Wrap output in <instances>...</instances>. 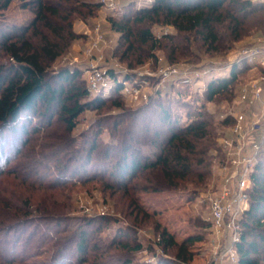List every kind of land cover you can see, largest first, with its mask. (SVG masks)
I'll use <instances>...</instances> for the list:
<instances>
[{
    "label": "trees",
    "instance_id": "trees-1",
    "mask_svg": "<svg viewBox=\"0 0 264 264\" xmlns=\"http://www.w3.org/2000/svg\"><path fill=\"white\" fill-rule=\"evenodd\" d=\"M10 1L0 0V9H5ZM25 5L34 12L28 24L8 28L0 25V48L11 59L0 64V140L4 133H10L16 144L15 151L19 153V158L4 173L18 179L20 185L29 188L38 185L46 189L62 185L68 176L82 182L98 177L107 189L120 193L126 205V216L133 224L119 227L109 242L99 239L97 242L84 228L65 236H60V230L51 236L43 232L42 240L50 243L53 250L45 261L37 264H67L66 250L70 241L74 244L75 264H132L133 252L142 249L143 244L137 237L129 238V235L134 233V226L139 228L150 219L134 191L183 188L184 183L196 185L209 173L210 151L215 150L223 161L222 151L216 143L217 130L229 127L232 117L228 115L215 122L204 105L217 98L232 100L243 83L240 76L251 66L245 61L234 63L226 76L215 77L207 83L201 98L192 96L190 85H175L171 99L180 100L187 108L184 116L174 115V111L170 113L159 97L149 99L135 112H142L154 103L153 108L160 114L159 125L164 127L166 134L161 135L159 125L153 131L147 125L143 127L150 137L142 140L135 136V124L129 123L118 140L123 143L121 156L110 162L113 145L102 148L98 141L99 130L72 135L78 115L88 108L100 107L103 98L95 96L85 103L77 99L63 100V93L77 71L62 69L57 76L59 83L53 85L43 62V59L53 60L75 38L72 18L92 15L99 3L92 0H28ZM108 21L121 34L115 51L128 65L142 63L145 52H152L157 47L164 50L168 61L174 62L181 58L196 59L195 51L225 53L233 43L253 33L264 36V2L152 0L130 14H123L118 22L112 18ZM154 24L169 25L174 32L162 34L158 39L151 29ZM118 96L117 90L107 100H115ZM115 104L119 106L120 102L116 100ZM123 117L114 120V128L123 126ZM136 118L131 119L136 121ZM102 149L103 161L98 163L95 159ZM52 169L53 180L45 184ZM155 170L160 173L161 180L154 178ZM251 178L248 207L239 220L237 264H264V139ZM2 182L0 180V190L4 192L7 189ZM12 187L11 199L0 197V264H12L17 259L14 254L20 239L13 235L22 232H16L18 229L36 224L35 230L39 225V231L44 226L51 233L59 225V222L52 224L58 217L51 211V205L41 208L39 204L32 205L29 194L23 197L16 192L14 184ZM14 198L17 201H12ZM35 212L39 214H33ZM80 220L86 225L92 221L88 218ZM153 229L155 245L162 252H171L172 257L159 256L149 264H187L192 259L188 246L201 236H187L177 241L165 227L156 223ZM11 232L14 234L10 238ZM35 233L37 230L28 234L27 240ZM30 257L33 254H21L17 262L26 264Z\"/></svg>",
    "mask_w": 264,
    "mask_h": 264
},
{
    "label": "rangeland",
    "instance_id": "rangeland-1",
    "mask_svg": "<svg viewBox=\"0 0 264 264\" xmlns=\"http://www.w3.org/2000/svg\"><path fill=\"white\" fill-rule=\"evenodd\" d=\"M27 1L11 0L5 9H0V25H2V28H8L14 25H26L33 19L34 12L30 7H26L25 4ZM92 1L99 3L93 9L92 15L84 17L76 15L72 18L71 29L75 34V38L69 47L53 60L43 59V62L46 71L52 77L50 81L53 85L59 83L57 76L62 69L69 68L77 71L76 76L71 80V84L67 85V89L63 93V100L77 99L79 102L85 103L95 96L103 98L104 102L100 107L88 108L78 115L72 135L76 136L83 132L88 133L99 130L100 135L98 141L101 143L102 148L108 144L113 145L114 151L110 154V162H113L114 159L121 156L123 143L120 144L118 140L120 133L125 129L124 126L129 123H134L136 127L135 136L144 140L150 136L149 133L144 131L143 126L149 125L153 131L159 125L160 114L153 108L154 103H151V106L142 112H135L149 99L159 97L170 113L174 111V115L184 116V112L187 110L181 104L180 100L176 101L175 99H171L173 87L175 85L178 86V84L180 85L177 78L162 81V84H159L157 88L158 78L148 76L145 73L146 71L154 72L159 64H174L182 69L189 66L200 68L214 66L213 69L216 73H212L210 78L212 76H226L231 68L228 66L239 62V52L241 50L261 44L264 41V36L261 33H253L233 43L232 48L225 53L207 54L195 51L197 55L196 59L181 58L174 62L168 61L164 50L161 47H157L152 52L149 50L145 52L146 57L142 63L130 66L126 61L120 60L119 52L115 51L121 34L111 27L108 18H112L118 22L123 14H130L135 8L148 5L150 2H143L142 0H116L118 3L117 7L110 9L107 7L105 0ZM96 25L100 27L99 32L102 34L103 40L100 42L96 51L89 53L88 48L95 36L94 28ZM151 29L154 36L158 39L162 34L174 32V29L166 24H154L151 26ZM98 55L102 58L97 61ZM72 58H76L77 61H72ZM10 60L4 50L0 48V64H4L7 61L10 62ZM94 64L102 65L106 68L116 67L122 71L127 70L131 80L149 92V98L146 101H134L129 95L119 93L120 96L111 101L107 99L113 95L102 96L101 94L89 92L86 88L87 71ZM261 67L256 64V66L249 67V69L245 68L243 74L240 76L243 82L242 85L257 78H263L262 85H264V67ZM144 81L147 83H144ZM204 84L205 82L201 81L190 84L192 96L201 98L206 88ZM242 85H240L232 100L217 98L213 101L205 102L204 108L211 114L213 121L218 122L222 120L220 116L231 110L247 112L246 102L244 105L237 103L238 94ZM116 100L120 102L119 106L115 104ZM120 116H124L123 123L121 124L123 126L121 128L117 127L116 129L113 126V122ZM133 116L137 117L136 121H132L131 118ZM181 119L183 120L184 117H181ZM226 129L227 127L218 128L216 137L217 144L220 134ZM159 130L162 136L166 134L163 126L159 125ZM12 139L11 134L6 132L0 140V180L3 181L2 185H5L3 187L7 189L4 192L0 190V197L6 200L11 199L12 195L10 191L14 184L16 192L21 194V196L30 195V203L32 205L39 204L40 208L45 205H51V211L53 210L52 212L58 217L53 220L52 224L54 225L59 222L58 227L53 229L51 233L44 226H41V230L39 231L38 225L36 229L37 233L33 234L31 240H27L26 236L32 231H36V224L18 229L16 232H22L13 235L15 239L18 237L20 239L17 242L18 249L14 254L15 258L18 259L21 254L26 255L28 252V254H33V257H30L26 261V264H37L38 262L45 261L51 255L53 249L50 243H45L42 240L45 236H43V232L51 236L52 234H56V230H60V236H65L73 230L77 232V230L84 228L83 230L86 232L92 233V237L97 242L99 240L109 242L119 227L133 225L131 218L129 219L126 216V205L120 193L107 189L104 183L99 181L98 177L91 181L82 182L78 179L74 180L72 176H68L66 182L54 189H46L38 185H33L32 188L27 187V185H20L18 179H12L11 175L4 173L19 158V153L17 154L15 151L16 144ZM144 151H147V149H144ZM210 152L212 157L210 158L209 173L202 182L196 185L184 183L183 188L177 187L176 189L134 191L139 204L150 215V219H147L139 228L134 226L135 228L132 229L134 233L131 232L129 235V238L137 237L143 244L142 249L133 252L132 264H149L155 262L159 256L172 257L171 252H162L155 245V231L153 226L156 223L159 227H165L169 232L174 234L177 241H181L187 236H201L200 240L188 246V249L192 252V259L187 264H208L213 258L214 252L228 241L226 236H222L219 242L217 241L213 235L209 221V207L206 196L217 187L221 173L219 168L223 162L220 161L221 158L217 156L215 150ZM95 161L98 163L103 161V149L98 153ZM49 172L50 175L45 179V184L53 180V169ZM154 173V178L161 180L160 173L157 170ZM14 200L16 199H12V201ZM33 214L39 213L35 212ZM80 218H85L86 220L88 218L92 219V221H90L91 223L89 225H86L87 223L81 221ZM12 234L14 233L11 232L8 237L11 238ZM73 246L74 244L70 241V245L66 250L68 255L67 264H75L74 260L76 255ZM17 259L12 264H18Z\"/></svg>",
    "mask_w": 264,
    "mask_h": 264
},
{
    "label": "built area",
    "instance_id": "built-area-1",
    "mask_svg": "<svg viewBox=\"0 0 264 264\" xmlns=\"http://www.w3.org/2000/svg\"><path fill=\"white\" fill-rule=\"evenodd\" d=\"M142 1L151 2L152 0ZM105 2L110 9H115L118 4L116 0H105ZM99 29V25H96L95 36L88 48L89 53L96 51L103 40ZM101 58L98 55L97 61ZM72 61L77 60L72 58ZM238 61H245L251 67L256 64L264 67V45L244 48L239 52ZM228 67L230 68L231 64ZM213 68L214 66L203 68L189 66L182 69L174 64H159L154 72L146 71L145 73L158 78L157 88L162 81L171 78H177L180 84L186 85L205 82L204 87H206L207 83L216 77L210 78L215 72ZM87 72L86 88L93 94L111 96L118 90L121 94L129 95L134 101H146L150 96L149 92L131 80L127 70L122 71L116 67L106 68L94 64ZM262 80L263 78H257L243 84L237 103L244 105L249 97H260L263 89ZM144 83L147 82L144 81ZM228 115L232 117V124L218 138V145L223 154V162L219 168L220 180L217 187L206 196L213 235L218 242L222 236H226L228 241L214 252L208 264H237L236 242L239 238V220L248 207V191L253 184L251 172L257 162L259 147L264 139V128L262 127L264 125V102L261 112L253 118L248 117L244 111L233 110L220 117L223 120Z\"/></svg>",
    "mask_w": 264,
    "mask_h": 264
},
{
    "label": "crops",
    "instance_id": "crops-1",
    "mask_svg": "<svg viewBox=\"0 0 264 264\" xmlns=\"http://www.w3.org/2000/svg\"><path fill=\"white\" fill-rule=\"evenodd\" d=\"M258 45H264V41L261 42V44ZM263 89L261 92L260 97L258 98H252L249 97L248 100L246 101V107H247V112H245L248 117L253 118L254 115H257L261 112L262 110V103L264 102V85H262ZM264 128V125L262 126Z\"/></svg>",
    "mask_w": 264,
    "mask_h": 264
}]
</instances>
